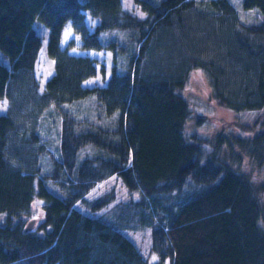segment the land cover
<instances>
[{"label":"trees","instance_id":"trees-1","mask_svg":"<svg viewBox=\"0 0 264 264\" xmlns=\"http://www.w3.org/2000/svg\"><path fill=\"white\" fill-rule=\"evenodd\" d=\"M132 2L143 17L121 0H0V100L23 105L28 119L44 111L37 129L20 133L17 114L0 113V264H150L124 231H149L152 264H264V182L220 157L224 146L237 163L234 147L257 163L264 156V0L242 2L259 24L242 22L229 0ZM193 17L200 25H188ZM35 22L48 28L53 60L42 87ZM66 25L77 39L63 46ZM211 33L219 51L230 43L232 64L205 55L216 49ZM70 48L109 52V69ZM237 67L251 79L240 99L220 84L239 85ZM194 70L234 114L256 113L252 125L186 135L182 92ZM99 75L103 84L83 85ZM111 177L127 201L114 190L87 198Z\"/></svg>","mask_w":264,"mask_h":264},{"label":"rangeland","instance_id":"rangeland-1","mask_svg":"<svg viewBox=\"0 0 264 264\" xmlns=\"http://www.w3.org/2000/svg\"><path fill=\"white\" fill-rule=\"evenodd\" d=\"M232 5L234 6L236 10L237 16L242 20L244 23L249 24H259L262 21V18L260 17V14L256 10H250L246 11L243 10L242 2L243 0H229ZM122 7L124 10L129 11L135 15H138L139 17H143V14L134 6L132 0H121ZM193 20V21H192ZM188 24L189 26H195L197 23L200 25V18L193 17ZM205 22V21H204ZM34 28L39 34L42 46L39 51L38 61L35 68V78L38 82L39 87L43 86V83L46 81V79L49 77V75L53 72V60L49 57L46 50V45L48 41V28L40 23L35 22ZM210 30V29H209ZM208 30V31H209ZM66 33L68 34V38L66 39ZM226 32L224 34L225 38H227ZM212 38H214V41L216 43V49L212 52L209 49H205V55H208L210 59L214 60V64L216 62L218 63V58L220 52L226 56V51H228L230 48L227 47L230 45V43H223L227 44V46L222 47L219 51V38H217V34L211 33ZM223 36V37H224ZM75 38L77 39L73 33L71 32V29L69 25H66L62 31L60 43L61 45H67L69 40ZM208 42H204V46L208 47ZM227 47V48H226ZM69 52L71 53H79L82 55H88L90 57L96 58L104 63V65L109 69L110 67V61H111V55L109 52L105 51V54H102L103 51H94V50H79L76 48H70ZM219 53V54H218ZM228 61L229 58L227 57ZM0 62L6 64V60L1 56L0 54ZM232 64V60L230 58V61ZM238 68V67H237ZM241 73V82L239 85L235 86L233 88L232 81L228 80L226 81L222 76H220V84L222 85L223 89H227V87H232V89L235 90L236 95L235 98H241L244 91L251 88L249 85L250 83V76L247 73L245 78L242 70L238 68ZM109 75V70H108ZM103 84L102 77L99 75L94 79L87 80L83 83V85H93V84ZM227 91V90H226ZM182 94L188 101L192 116L188 120V122L185 125V133L186 135L195 134L196 136L202 138L205 140V138H211L213 134H217L218 132H227L231 134H239V128L238 126H250L253 123V119L256 113H233L230 111V109H227L226 106H224L222 103L219 102V100H216L212 97V90L210 88V85L208 83V80L204 76V74L198 70L192 71L191 75L189 76V79L183 89ZM38 98V96H37ZM14 99L17 101V98L14 96ZM6 103V107H4V102ZM20 105V104H19ZM17 102L14 104V100L11 101V99H2L0 100V113H11L15 114L14 120L18 122L19 125V133L20 132H26L28 130L31 123L34 121L36 122V129L40 126V120L44 115V111H38L31 119H28V115L31 114V112L27 113L22 108L23 105L19 106ZM17 106L19 108H17ZM14 109V110H13ZM21 111H18V110ZM9 113V114H10ZM262 114V112H261ZM198 118V119H197ZM261 118H263L261 116ZM33 120V121H32ZM42 127V126H41ZM255 128V127H254ZM44 129V128H43ZM42 130L43 134L45 133L44 130ZM264 132V130H262ZM261 132V131H260ZM253 133H257L254 129ZM49 134V133H48ZM248 135V134H245ZM205 152H209L210 150L209 146H204ZM219 152V151H218ZM229 149L224 146L220 150V157L226 159L228 163L231 164L232 168L234 170L240 171L241 173L247 175L251 182L254 185H258L262 182H264V156L262 157V162L260 161L257 163V160L249 159V157L244 156L243 154H239L240 149L237 147H234V152L238 154V156L241 157L240 162L237 163V161H233L230 155L228 154ZM114 190L116 193L115 201H127L129 199V195L127 190L124 188V186L121 184V181L116 177H111L103 182L97 183L93 189L89 192L87 195V198L89 200L94 199L96 197H99L100 195L104 194L107 191ZM132 195V194H131ZM38 204V203H36ZM38 206V205H37ZM33 218H38L41 216L40 211L34 210L32 214ZM261 225L264 227V216L261 220ZM124 234L127 235L132 242L135 244V246L139 249L141 253L148 259L149 263H156L159 261V258L150 250L151 249V238L149 231H142V232H135V233H128L127 231H124ZM156 257V260H153L152 258ZM166 260L163 261L165 263Z\"/></svg>","mask_w":264,"mask_h":264},{"label":"water","instance_id":"water-1","mask_svg":"<svg viewBox=\"0 0 264 264\" xmlns=\"http://www.w3.org/2000/svg\"><path fill=\"white\" fill-rule=\"evenodd\" d=\"M36 223H37V218H30L25 222L23 231L24 232L31 231L36 226Z\"/></svg>","mask_w":264,"mask_h":264},{"label":"snow or ice","instance_id":"snow-or-ice-1","mask_svg":"<svg viewBox=\"0 0 264 264\" xmlns=\"http://www.w3.org/2000/svg\"><path fill=\"white\" fill-rule=\"evenodd\" d=\"M67 38H68V34L66 33V39H67ZM6 103H7V102L5 101V102H4V107H6ZM152 259H153V260H156L157 258H156V257H153Z\"/></svg>","mask_w":264,"mask_h":264}]
</instances>
